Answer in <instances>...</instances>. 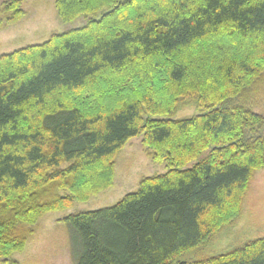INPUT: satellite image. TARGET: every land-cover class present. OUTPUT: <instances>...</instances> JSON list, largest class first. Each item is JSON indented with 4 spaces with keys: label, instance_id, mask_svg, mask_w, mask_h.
<instances>
[{
    "label": "trees",
    "instance_id": "trees-1",
    "mask_svg": "<svg viewBox=\"0 0 264 264\" xmlns=\"http://www.w3.org/2000/svg\"><path fill=\"white\" fill-rule=\"evenodd\" d=\"M55 7L63 22L106 12L0 56V258L24 248L18 222L33 224L108 187L111 159L143 134L171 170L112 207L65 218L76 264H185L177 258L238 214L253 173L264 169V135L256 133L264 119L221 105L264 68V0H56ZM226 32L240 46L221 44ZM211 39L216 60L212 47L193 59ZM98 84L113 97L109 109L82 106L78 94L98 100ZM191 104L199 115L150 119ZM51 186L70 196L41 200ZM191 264H264V238Z\"/></svg>",
    "mask_w": 264,
    "mask_h": 264
},
{
    "label": "rangeland",
    "instance_id": "rangeland-1",
    "mask_svg": "<svg viewBox=\"0 0 264 264\" xmlns=\"http://www.w3.org/2000/svg\"><path fill=\"white\" fill-rule=\"evenodd\" d=\"M11 1L0 0V56L28 46L43 44L54 35L82 28L90 20H99L106 12L103 10L93 16H79L70 22H63L57 14L56 0H20L17 10L10 8ZM17 12L21 15L16 16L15 13ZM217 38L223 39L221 44L225 43L229 46L240 44L239 39L229 32L222 33ZM215 40L211 39L201 49H194L196 57L192 56V58L205 57L204 53L210 52L212 47L214 62L217 58L215 46L219 44H216ZM248 43L246 45H250V42ZM98 87L101 90L98 100H93L85 92L78 94L82 106H93L102 110L111 108L105 103H108L113 97H107L108 93L105 94L101 84H98ZM156 95L162 94L158 92ZM63 97L72 102H77L79 99L69 96ZM164 100V108L169 110L170 107L166 105L168 100ZM223 104L225 107H243L264 119V68L239 96L228 99L221 105ZM201 111L202 109L195 104L183 105L177 107L174 112L162 116L150 118L144 114L143 120L146 121L149 118L179 120L199 115ZM256 133L264 135V124L262 128L257 129ZM213 148L200 152L184 167L177 169L183 170L193 167L202 161ZM111 165L113 177L108 187L91 192L84 201L74 199L67 208L45 212L33 224L18 222L15 228L19 234L26 237L25 246L22 251L1 257L0 264H76L79 252L73 245L64 221L65 218L76 213L112 207L125 195L135 192L142 180L165 174L171 170L166 162L155 159L154 151L144 143L143 134L130 139L111 159ZM67 167L68 164H64L61 169ZM41 194L43 195L41 200L46 201L53 197L70 196L66 189L54 186L44 189ZM260 238H264V169L253 173L244 192L238 214L223 224L207 241L181 254L176 263L191 264L207 260L231 252Z\"/></svg>",
    "mask_w": 264,
    "mask_h": 264
}]
</instances>
